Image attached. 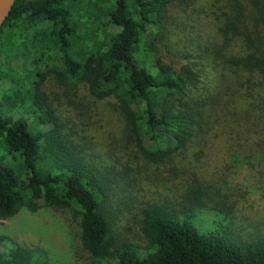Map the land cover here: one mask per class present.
Instances as JSON below:
<instances>
[{"label":"trees","instance_id":"trees-1","mask_svg":"<svg viewBox=\"0 0 264 264\" xmlns=\"http://www.w3.org/2000/svg\"><path fill=\"white\" fill-rule=\"evenodd\" d=\"M194 2L15 1L0 29V82L11 92L0 104V220L70 209L80 217L76 255L90 264H264V235L191 224L204 211L236 221L231 194L210 178L264 160V0L204 1L217 37L191 62L182 51L173 57L186 62L167 60L158 49L166 20ZM198 60L207 68L195 73ZM49 77L111 102L121 139L108 142L109 164L72 144ZM16 109V119L3 112ZM116 182L164 196L132 209L138 243L113 222ZM0 264L50 263L45 250L1 234Z\"/></svg>","mask_w":264,"mask_h":264},{"label":"rangeland","instance_id":"rangeland-1","mask_svg":"<svg viewBox=\"0 0 264 264\" xmlns=\"http://www.w3.org/2000/svg\"><path fill=\"white\" fill-rule=\"evenodd\" d=\"M194 1L187 12L174 9L170 15L168 13L169 18L166 21L169 20V22L165 24L164 29L170 34L166 35L167 41H163L158 48L159 54L161 53V56L167 60H178L184 63L186 62L184 54H188V61L191 62L197 58V51L203 50L204 43L207 45L217 37L211 16L209 19L205 17L206 11L207 14L209 11V4L204 3L206 0ZM177 51L184 53L180 55V59L173 57ZM206 62L198 60L193 71L198 73L200 67L207 68ZM31 64L32 61H29L27 65ZM23 65L21 63V66ZM50 78L46 85L47 91L55 94L51 95L53 104L57 106L58 114L68 123L64 131L72 132V144L81 145L84 153L89 156H102L105 159L104 163L109 164L110 160L105 154L108 142L121 139L120 123L112 112L111 102L96 100L90 95L85 85L80 84L75 87L68 84L65 88H60ZM8 86L7 81L0 82V89L5 88L4 91H0V104L4 96L11 94L10 89L6 91ZM19 111L17 109L3 110L14 119L18 118ZM46 128L42 127L43 130ZM3 155L0 149V159ZM123 158L125 157L122 156L121 159ZM255 163L253 166L239 163L230 169L220 167L209 181L219 182L218 185L222 191L231 194L235 204L236 221L233 219L230 223L223 222L217 213L204 211L191 219V224L203 234H210L213 229L215 232H225L226 228L230 235L240 236L245 240L255 235H264V160ZM114 186L117 187L114 188ZM114 186L111 210L115 227L119 229L122 239L138 243L140 234L132 220L131 215L134 213L132 209L153 198L159 199L164 196L160 197L157 194L154 197L144 196L140 192L127 193L120 183L117 185V182ZM1 234L8 235L24 247L45 250L50 264L91 263L87 256L76 255V245L80 237V217L70 209L55 211L41 208L34 213L23 210L11 219L0 220Z\"/></svg>","mask_w":264,"mask_h":264},{"label":"water","instance_id":"water-1","mask_svg":"<svg viewBox=\"0 0 264 264\" xmlns=\"http://www.w3.org/2000/svg\"><path fill=\"white\" fill-rule=\"evenodd\" d=\"M16 0H0V29L9 16Z\"/></svg>","mask_w":264,"mask_h":264}]
</instances>
